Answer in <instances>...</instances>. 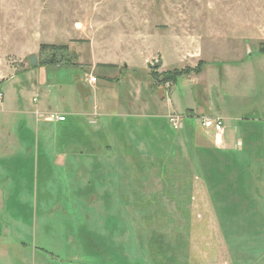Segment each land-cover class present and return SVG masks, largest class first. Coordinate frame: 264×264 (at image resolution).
Returning a JSON list of instances; mask_svg holds the SVG:
<instances>
[{
    "label": "rangeland",
    "instance_id": "1",
    "mask_svg": "<svg viewBox=\"0 0 264 264\" xmlns=\"http://www.w3.org/2000/svg\"><path fill=\"white\" fill-rule=\"evenodd\" d=\"M261 42L264 0H0V264H264L195 140L264 131Z\"/></svg>",
    "mask_w": 264,
    "mask_h": 264
},
{
    "label": "crops",
    "instance_id": "2",
    "mask_svg": "<svg viewBox=\"0 0 264 264\" xmlns=\"http://www.w3.org/2000/svg\"><path fill=\"white\" fill-rule=\"evenodd\" d=\"M88 81H89V78L87 79V82ZM98 82H99V79H98L97 83ZM96 91L99 92V89L97 88ZM85 101L88 103V96H87V99H85ZM143 106H146V109H147V105L144 104ZM171 106H172V108L175 107L173 101H172ZM107 107L108 106L106 105V108ZM88 109H89V107L87 104L84 114H87L89 117L90 112H88L89 111ZM101 109H103V107H101L98 103L94 104L93 111L95 113H97L98 111L100 112ZM144 109H145V107H144ZM187 109H189L192 112H195V111H193L194 109L191 107H188ZM39 111L43 114L50 113V112H47L46 109H45V111H41V110H39ZM33 115H34V112H33ZM59 115L61 116V115H65V114L59 113ZM206 117H208V116H206ZM216 118H220L224 122L225 134L223 136L222 142L218 143L216 141L215 134L213 133L212 129H210V130L206 129V132H205V134L210 138L209 140H208V137L206 139L204 138L202 141L199 140V137L198 138L195 137L196 138L195 140L197 142V146L204 145V146L208 147L209 145H211V147H213L214 152L218 151V152L223 153V154L219 155L220 158H222L220 163L223 164V167L228 171V173L224 172V173H216L215 174L216 176H218V180H219V182H218L219 187L215 188V189L219 190L218 191L219 197L223 196L221 200H222V202H225V203L230 201L229 198L237 201L238 203H243V202L251 201V200L253 201L255 199L257 201H263L261 195H264V137L262 134V133H264V131L261 130L260 132L257 133V135H253L252 138L250 137L251 139L246 137V136H243V137L242 136H236L234 143H230V142H227L228 139H226V137H225L227 124H226L224 118H222V117H216ZM66 121H67V116H66ZM66 121L58 122V123H65ZM212 145H214V146H212ZM251 147L253 148L252 151L254 154H244V152L247 149L250 153L251 149H252ZM106 152H108V150H106ZM105 156H106V159L109 158L108 155H105ZM93 157L97 158V156H93ZM211 158H213V157H211ZM193 159H196V162L198 161L197 157H195V156L193 157ZM97 161H100V160L97 159ZM252 163L258 164V167H260V169L252 170ZM101 171H103V170H101ZM103 172H106V175L108 177L109 172L108 173H107V171H103ZM226 179H228V181ZM247 179L250 182L252 181L254 184L253 191L251 190L250 193L246 191V189H247L246 184L248 183ZM223 181L225 183H223ZM207 185L209 186V184H207ZM234 186H236V187H234ZM225 187L230 188V189L224 190ZM233 187H234V189H232ZM207 189H208L209 193L212 192L211 186H209V188H207ZM239 189H241V190H239ZM227 193L231 194V195L227 196L228 195Z\"/></svg>",
    "mask_w": 264,
    "mask_h": 264
},
{
    "label": "built area",
    "instance_id": "3",
    "mask_svg": "<svg viewBox=\"0 0 264 264\" xmlns=\"http://www.w3.org/2000/svg\"><path fill=\"white\" fill-rule=\"evenodd\" d=\"M97 77L92 76L90 79V82L92 84H95L97 82ZM49 120L52 121H56V122H64L66 121V117L64 116H51L49 118ZM201 124L204 128H206L207 130L212 129L213 133L215 134V139L218 143L222 142L223 136L225 134V127H224V122L222 119L220 118H216V117H202L201 119ZM177 128V126H175Z\"/></svg>",
    "mask_w": 264,
    "mask_h": 264
},
{
    "label": "trees",
    "instance_id": "4",
    "mask_svg": "<svg viewBox=\"0 0 264 264\" xmlns=\"http://www.w3.org/2000/svg\"><path fill=\"white\" fill-rule=\"evenodd\" d=\"M259 53L261 55H264V42L260 43V48H259ZM46 50H51V51H68V46L67 45H42L41 46V52H44ZM107 67L110 68H115V65H106ZM201 69V67H200ZM186 73V74H185ZM174 83H177L178 79L182 77L183 75H188L187 72H181V71H174ZM171 80V79H170Z\"/></svg>",
    "mask_w": 264,
    "mask_h": 264
},
{
    "label": "water",
    "instance_id": "5",
    "mask_svg": "<svg viewBox=\"0 0 264 264\" xmlns=\"http://www.w3.org/2000/svg\"><path fill=\"white\" fill-rule=\"evenodd\" d=\"M159 66H161V63H158V64L156 65V67H159Z\"/></svg>",
    "mask_w": 264,
    "mask_h": 264
}]
</instances>
